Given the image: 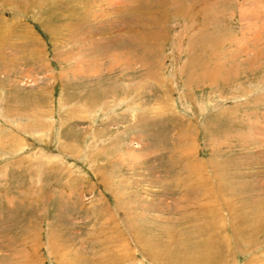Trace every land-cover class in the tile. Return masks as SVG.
<instances>
[{
  "label": "rangeland",
  "instance_id": "374dc122",
  "mask_svg": "<svg viewBox=\"0 0 264 264\" xmlns=\"http://www.w3.org/2000/svg\"><path fill=\"white\" fill-rule=\"evenodd\" d=\"M200 243L264 264V0H0V264Z\"/></svg>",
  "mask_w": 264,
  "mask_h": 264
},
{
  "label": "bare ground",
  "instance_id": "6f19581e",
  "mask_svg": "<svg viewBox=\"0 0 264 264\" xmlns=\"http://www.w3.org/2000/svg\"><path fill=\"white\" fill-rule=\"evenodd\" d=\"M195 249L198 250L199 253L198 256L194 255L193 254L194 252H188L189 250L186 247H183V249L179 251L180 256H184L187 253L186 257L184 258V262L186 264H218L219 258L217 251H212L209 245H205L204 247L201 248V243H200L196 246ZM179 263H181V261L177 260V264Z\"/></svg>",
  "mask_w": 264,
  "mask_h": 264
}]
</instances>
